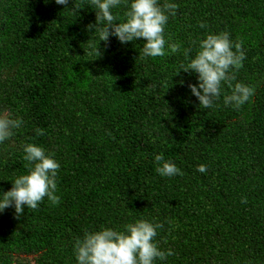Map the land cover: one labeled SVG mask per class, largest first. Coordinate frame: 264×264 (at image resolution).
I'll return each mask as SVG.
<instances>
[{"label": "trees", "instance_id": "trees-1", "mask_svg": "<svg viewBox=\"0 0 264 264\" xmlns=\"http://www.w3.org/2000/svg\"><path fill=\"white\" fill-rule=\"evenodd\" d=\"M169 2L165 38L181 50L143 57V38L100 42L88 30L89 0H0V112L23 121L0 144V189L32 166L25 143L60 163L57 202L0 212V264H77V238L140 218L161 223L155 240L173 251L154 264H264V0ZM223 31L245 52L231 84L254 94L226 106L222 83L213 107H199L197 74L181 66ZM161 152L177 175L156 172Z\"/></svg>", "mask_w": 264, "mask_h": 264}, {"label": "clouds", "instance_id": "clouds-1", "mask_svg": "<svg viewBox=\"0 0 264 264\" xmlns=\"http://www.w3.org/2000/svg\"><path fill=\"white\" fill-rule=\"evenodd\" d=\"M47 3L48 0H45ZM58 5L68 8L69 0H55ZM127 10L123 19L113 13L122 5ZM91 8L96 10V23L87 25L88 30L99 41H108L110 36L116 37L121 44L143 38V57L164 56L166 50L177 53L181 50L180 43L170 42L165 38V26L169 16H175L178 4L165 0H89ZM75 7V4L74 6ZM118 22V23H117ZM201 27H205L202 23ZM167 46V49H166ZM188 49L184 50L187 56ZM245 52L242 42L231 39L227 31L206 34L199 40L198 50L187 66H181L185 72L196 73L198 83L189 84L191 93L198 99L199 107L211 108L222 92V83L232 88L231 94L224 96V104L240 108L247 103L254 89L245 83L237 82L231 70L243 67ZM183 83V82H181ZM23 121L5 112H0V144L9 140L18 130ZM40 134V130H36ZM23 159L30 162L26 174H21L12 180L8 191L0 189V212L12 207L17 216L23 214L25 208L36 209L45 197L51 202L58 201L55 195L56 177L60 163L47 155L45 149L34 143H25ZM157 163L156 172L161 176L171 177L180 172L178 166L170 159H165L164 153L154 154ZM197 171L205 173L207 166L200 164ZM161 223H154L144 218L128 223L123 230L112 227H101L97 231L86 232L82 238H77L73 245L77 264H154L158 258L161 261L173 255L158 247L155 240Z\"/></svg>", "mask_w": 264, "mask_h": 264}, {"label": "rangeland", "instance_id": "rangeland-1", "mask_svg": "<svg viewBox=\"0 0 264 264\" xmlns=\"http://www.w3.org/2000/svg\"><path fill=\"white\" fill-rule=\"evenodd\" d=\"M30 259L31 262H34V258L33 257H28Z\"/></svg>", "mask_w": 264, "mask_h": 264}]
</instances>
